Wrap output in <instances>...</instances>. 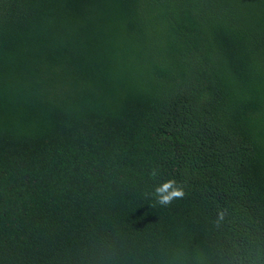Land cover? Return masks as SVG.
Returning <instances> with one entry per match:
<instances>
[{"label": "trees", "instance_id": "16d2710c", "mask_svg": "<svg viewBox=\"0 0 264 264\" xmlns=\"http://www.w3.org/2000/svg\"><path fill=\"white\" fill-rule=\"evenodd\" d=\"M258 251L264 0H0V264Z\"/></svg>", "mask_w": 264, "mask_h": 264}, {"label": "clouds", "instance_id": "9594fccd", "mask_svg": "<svg viewBox=\"0 0 264 264\" xmlns=\"http://www.w3.org/2000/svg\"><path fill=\"white\" fill-rule=\"evenodd\" d=\"M159 175L160 170L157 167L151 168L148 172V176L152 180H157ZM149 195L155 199L156 204L162 207H168L174 201L184 199L186 192L184 186L173 178L154 183ZM226 215L227 209H219L217 211V226L224 220ZM235 259L238 264H244V257L237 255ZM248 264H264V251H258L255 257H248Z\"/></svg>", "mask_w": 264, "mask_h": 264}]
</instances>
